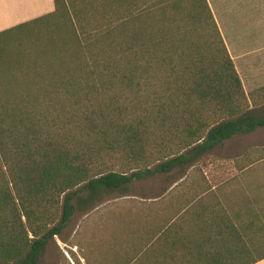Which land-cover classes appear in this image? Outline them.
<instances>
[{"label": "trees", "instance_id": "obj_1", "mask_svg": "<svg viewBox=\"0 0 264 264\" xmlns=\"http://www.w3.org/2000/svg\"><path fill=\"white\" fill-rule=\"evenodd\" d=\"M54 3L0 32V264H36L75 212L117 208L97 204L173 173L163 192L186 212L138 264L263 259L264 148L226 179L195 167L264 127V86L244 92L208 1Z\"/></svg>", "mask_w": 264, "mask_h": 264}, {"label": "rangeland", "instance_id": "obj_2", "mask_svg": "<svg viewBox=\"0 0 264 264\" xmlns=\"http://www.w3.org/2000/svg\"><path fill=\"white\" fill-rule=\"evenodd\" d=\"M222 36L226 49L241 79L243 90L250 94L264 86V0H207ZM0 38V44L6 42ZM264 148V127L224 141L199 160L195 167L202 170L213 181L226 179L236 174L233 161L249 149ZM182 174L153 177L135 182L129 195L119 193L104 195L97 208L115 204L123 207L126 196H155L173 185ZM89 217L75 212L67 227L47 244L36 264H71L75 254L67 249L76 239L82 225ZM76 229V233L73 231ZM78 232V233H77ZM59 241V242H58ZM79 254L81 253L78 249Z\"/></svg>", "mask_w": 264, "mask_h": 264}, {"label": "crops", "instance_id": "obj_3", "mask_svg": "<svg viewBox=\"0 0 264 264\" xmlns=\"http://www.w3.org/2000/svg\"><path fill=\"white\" fill-rule=\"evenodd\" d=\"M54 1L0 0V32L53 12ZM184 180L182 178L179 182ZM185 181L194 183L190 178ZM126 197L128 201H146L148 208L129 207L131 204L126 202L124 207L93 210L84 214L89 218L76 236L81 247L78 248L79 243L75 242L67 248L75 254L74 260H70L71 264L149 263L146 255L149 251L169 246L158 238L177 216L186 212L187 207L178 215H173L172 211V206H176L177 201H183L185 196L163 192L149 197ZM254 264H264V258Z\"/></svg>", "mask_w": 264, "mask_h": 264}]
</instances>
